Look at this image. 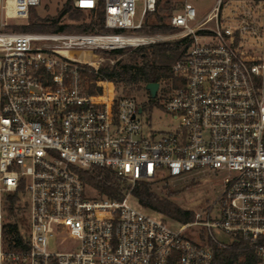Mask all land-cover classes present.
Returning <instances> with one entry per match:
<instances>
[{
  "label": "built area",
  "instance_id": "1",
  "mask_svg": "<svg viewBox=\"0 0 264 264\" xmlns=\"http://www.w3.org/2000/svg\"><path fill=\"white\" fill-rule=\"evenodd\" d=\"M42 1L0 0V264H215V248L241 251L227 264H264V0H245L252 11L233 21L221 15L226 0L205 13L175 0L172 34L134 31L157 0H143L138 21L139 0H72L90 11L102 3L103 27L16 30ZM183 38L191 43L155 101L143 89L176 120L170 131L147 127L136 95L86 75L100 74L105 54ZM96 168L129 183L122 198L86 183L81 173ZM204 171L222 179L217 198L177 230L130 204L141 180ZM15 222L21 239L5 243ZM65 236L77 244L48 249Z\"/></svg>",
  "mask_w": 264,
  "mask_h": 264
},
{
  "label": "rangeland",
  "instance_id": "2",
  "mask_svg": "<svg viewBox=\"0 0 264 264\" xmlns=\"http://www.w3.org/2000/svg\"><path fill=\"white\" fill-rule=\"evenodd\" d=\"M68 0H43L40 6L33 8V12H31L29 19H15L14 22L21 23L24 25L15 26L16 30H42V31H51L55 30L54 28H46V29H37L33 27L34 23H44L51 24V18L58 16L63 10L66 2ZM196 4L199 10L202 12H207L214 4L215 0H190ZM175 0H161L159 7L156 5V9L153 12H148L144 17V22L147 21L150 24L156 22L157 14H161L165 16V22H168V15L172 12L173 8H175ZM261 6H264L263 4ZM252 7V6H251ZM76 10L73 7V10ZM248 10L250 6L245 0H226L224 5L221 8V15L226 21H233V19L239 15V13L243 12V10ZM70 12L64 14L59 21V25H67L68 28L65 31L68 32H82V31H90L93 30L92 27L85 29L87 25L91 22H94L95 19L94 12L90 10H78V12ZM136 21H138L142 15L143 11V0H139L136 4ZM255 18H259L255 12H253ZM45 18H49L45 20ZM261 19L262 22L264 20V10L261 11ZM139 33H147V34H157L151 33L145 29L134 30ZM163 34H172L175 33L172 31L160 32ZM168 41V40H164ZM160 42V41H158ZM152 44V43H151ZM141 45V46H148ZM250 47H261V43L259 40H254L251 38V42L249 43ZM139 47V46H137ZM137 47H133L128 49L124 54H105V65L113 64L112 62H116L118 60H127L130 55L134 54V49ZM113 60V61H112ZM87 88L90 90H95L94 86L90 84V81L86 83ZM139 84L136 86H129L124 88L123 86L119 88L122 92L124 91L127 94L136 95L139 102L144 105V112L142 116L144 118L148 117L149 121L146 122L147 127H151L153 131H170L173 129L176 124V120H174L170 115H166L162 104L161 99L158 97L155 103L148 102L147 94H144L143 89L138 88ZM163 87V86H162ZM132 90H129V89ZM163 91V90H162ZM152 183V189L158 194L162 195L183 209L190 210L194 214L197 211L204 210L209 204L215 201L219 190L221 188L222 179L219 175H216L209 171H204L200 173L190 174L182 178L178 179H156L153 181H149ZM126 185L129 186V183L126 182ZM90 191L93 192V189L89 187ZM130 204L134 205L142 209L138 200L132 195L130 197ZM145 213L152 215L156 218H161V214L148 209H142ZM169 224L174 229H179L181 226V222L176 220H169ZM193 231L196 232L201 241L206 242L208 239H211L208 236V229L205 226H197L191 227ZM214 235L216 238L221 240H227L230 238L224 233L214 231ZM77 243L75 239L69 236L65 237H54L50 238L48 241V249L50 251H63L68 250L71 247L75 246Z\"/></svg>",
  "mask_w": 264,
  "mask_h": 264
},
{
  "label": "trees",
  "instance_id": "3",
  "mask_svg": "<svg viewBox=\"0 0 264 264\" xmlns=\"http://www.w3.org/2000/svg\"><path fill=\"white\" fill-rule=\"evenodd\" d=\"M161 0H157L159 7ZM73 10L72 0H68L61 13L51 18V24L34 23L33 27L37 29L54 28L55 30H66L67 25H59L60 18ZM81 9H74L73 12H78ZM33 12V10H32ZM95 19L86 26L85 29L95 27L102 28L104 23L103 4L101 3L93 10ZM169 16V15H168ZM49 18H45L48 20ZM141 29H145L151 33H160L167 31H175L168 22H165V16L157 14L156 22L153 24L147 21L143 22ZM191 40L183 38L178 40L160 41L149 44L148 46H139L134 49V54L130 55L127 60H118L114 64H107L100 69V74L88 73V79H109L114 81L116 87L136 86L139 84V89H144L148 83L161 82L165 78L173 76L172 65L181 59ZM128 49H120L113 54H124ZM129 90H132L131 88ZM94 92L95 90H90ZM83 179L94 187L101 195L111 198H122L124 191L129 187L126 182L118 179L112 171L96 168L92 171H83L81 173ZM152 183L147 180H141L135 184L133 195L138 200L139 204L148 210H153L159 214L170 217L179 222H190L194 219L195 214L181 208L170 199L158 195L151 187ZM13 214V208H10ZM17 223H8L4 227V240L8 243L12 240L20 241L21 235L17 231ZM16 247V246H15ZM241 251L234 249L226 250L215 248V264H227L233 260L239 259Z\"/></svg>",
  "mask_w": 264,
  "mask_h": 264
},
{
  "label": "water",
  "instance_id": "4",
  "mask_svg": "<svg viewBox=\"0 0 264 264\" xmlns=\"http://www.w3.org/2000/svg\"><path fill=\"white\" fill-rule=\"evenodd\" d=\"M159 86H160L159 82H151L146 85V88L150 91L153 101H155V97L157 95Z\"/></svg>",
  "mask_w": 264,
  "mask_h": 264
}]
</instances>
